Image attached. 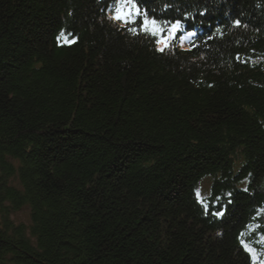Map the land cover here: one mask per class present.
<instances>
[{"label":"trees","instance_id":"trees-1","mask_svg":"<svg viewBox=\"0 0 264 264\" xmlns=\"http://www.w3.org/2000/svg\"><path fill=\"white\" fill-rule=\"evenodd\" d=\"M137 2L164 51L114 0H0V264L264 253V0Z\"/></svg>","mask_w":264,"mask_h":264},{"label":"snow or ice","instance_id":"snow-or-ice-1","mask_svg":"<svg viewBox=\"0 0 264 264\" xmlns=\"http://www.w3.org/2000/svg\"><path fill=\"white\" fill-rule=\"evenodd\" d=\"M113 21L123 25H136L139 23V27H128L127 31L137 34L143 32L147 35H151L156 38L157 44H164V47H168V40L172 38L177 31H180L182 26L179 20L175 22L162 21L156 18L154 15H150L146 9H142L137 0H114V10L110 17ZM237 26L240 25V21L234 22ZM61 37L65 38L63 33ZM159 51H164V48H159ZM216 215H223V212H217ZM245 249L252 253L253 249L247 244L243 245Z\"/></svg>","mask_w":264,"mask_h":264},{"label":"rangeland","instance_id":"rangeland-1","mask_svg":"<svg viewBox=\"0 0 264 264\" xmlns=\"http://www.w3.org/2000/svg\"><path fill=\"white\" fill-rule=\"evenodd\" d=\"M112 14H113L112 11L108 12L109 18L111 17ZM137 25H138V23L136 25H131V27H137L138 28ZM176 33H175V35H176ZM175 35L168 40V47L174 41ZM188 41H189V37H186L185 34H182L181 38H180V41H179V44H180L181 47H186ZM156 46H157V49L165 48L163 43H161V44H157L156 43ZM11 183H12V181H11ZM209 186H210L209 179H204L203 181H201V183H200V193H199L201 198H203V196L204 197L207 196L208 191H209ZM0 210H1V208H0ZM29 212H30L29 208L25 206V207L15 211V212H12L10 214V220L13 223H15L16 225H24L26 228H28L29 225H30V222H31L30 213ZM251 254H252L253 261H254L255 264H264V253H261V252H258L256 250H253V252Z\"/></svg>","mask_w":264,"mask_h":264}]
</instances>
